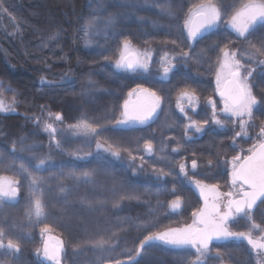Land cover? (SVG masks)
<instances>
[{
	"label": "rangeland",
	"instance_id": "rangeland-1",
	"mask_svg": "<svg viewBox=\"0 0 264 264\" xmlns=\"http://www.w3.org/2000/svg\"><path fill=\"white\" fill-rule=\"evenodd\" d=\"M201 2L87 1L81 44L94 64L91 77L78 90L71 92L64 113H58L62 121H56L55 115L51 116L54 129L58 131L54 137L42 136L43 139H40L23 135L14 137L13 142L24 152H32V149L35 152V149H41L42 143L43 150L56 146L63 153H78L83 151L81 149L97 146L99 142L103 150L109 146L119 149L123 159L118 165L110 162L106 163V168H101L98 165L102 157L97 156L85 168H65L71 172L69 174L90 173L88 180L91 182L86 186L92 188L71 195L67 201L69 206L63 208L52 205L48 191L44 189L48 184L45 185L39 175L21 176L27 190L38 191V194H30V198L14 209L0 205V241L8 242L19 236H26L30 240L33 228H37L41 232L43 248L48 256L55 258H47L49 264L54 261L60 264H116L117 260L122 261L121 264H258L259 254L251 252L241 238L235 240V237H230L233 238L231 242H220L221 238L211 243L209 250L199 258L194 249H171L154 242L141 247L145 236L163 228L182 227L191 223L192 211L202 206L192 181L219 183L221 191L228 190L230 164L226 162L237 154H247V149L257 142L259 131L252 133V129H259L260 122L264 123V66H258V61L264 56L248 60L251 53L248 42L257 47L264 43V25H258L256 31L247 36V40H238L222 20L215 28L206 31L205 37L192 42L193 47L190 49L187 47L188 42L181 36V30L189 9ZM213 2L219 4L221 0ZM243 2L247 0H223V6L230 11L233 6L238 7ZM125 39L131 41L133 50L141 53L155 47L161 54L169 50L176 51L179 58L167 76L163 71L166 64L159 60L163 69L157 73L124 71L123 77L114 72L113 63L119 58ZM172 40H176L175 45L171 43ZM229 41H232L231 46L235 45L240 50L242 63L251 68L257 66L250 82L258 100L253 108H258L256 112L261 120L259 122L253 118L249 121L248 135L238 137L235 144L229 139L231 129L225 119H222L223 127L209 120L203 132L196 133L194 129H189L185 134L187 123L175 101L182 90L189 91V86L193 84V91L199 101L195 111L186 108L187 114L197 121L210 117L208 99L219 100L217 107L220 104V98L214 91L216 88L211 83L218 49L210 51V48L216 43L223 47ZM202 46L206 48L202 49ZM181 52H188L189 57L181 58ZM201 53L203 58L198 59ZM113 73L120 77L109 78L108 75ZM138 84L151 88L162 97L161 109L145 125L117 126L116 121L121 119L123 111V101L129 99L133 104L135 95L128 97L127 94ZM0 91H3L5 101L11 103L12 90L0 82ZM182 103L187 105V99L182 100ZM83 124L96 131L85 129ZM77 125L80 126L73 127ZM146 140L153 144L151 153L144 148ZM129 152L135 160L129 157ZM193 159L197 160L196 170L191 168ZM209 160L212 166H209ZM74 163L76 160L70 158L66 164L71 167ZM181 163L186 165L187 176L179 172ZM155 169H163L169 174L158 178ZM177 196L182 203L180 209L173 212L169 204ZM38 206L43 213L39 217L36 215ZM253 223L264 228V202L254 206L251 219L241 214L229 221V228L234 232L251 231L252 237L259 240L264 233L259 228H253ZM59 227L65 231L64 237L53 231V228ZM51 236L59 238V242L51 240ZM36 249L38 257L43 255L45 259L42 248ZM261 251L264 256V250Z\"/></svg>",
	"mask_w": 264,
	"mask_h": 264
},
{
	"label": "trees",
	"instance_id": "trees-1",
	"mask_svg": "<svg viewBox=\"0 0 264 264\" xmlns=\"http://www.w3.org/2000/svg\"><path fill=\"white\" fill-rule=\"evenodd\" d=\"M87 1L0 0V6L6 9V11H0V82L12 90L13 98L16 101L12 110L0 112V177L12 178L16 181L18 188L15 197H0V205L3 207L14 209L19 207L25 199L30 198V194H38V191L27 190V187L23 185L21 176L27 177L29 175H39L45 185L48 184V187H44V189L48 191L55 208L68 207L69 202L67 201L71 195L74 196L81 191L92 188L86 186L91 182L88 180L91 174H69L71 172L65 168H85L87 164L93 163V159H97V156L102 157V160H99L100 165H98L101 168H106V163L110 164V162L118 165L123 159L121 155L116 157L112 155L111 151L98 149L97 146L86 150L81 149L83 151H78V153H63L59 152L56 146H49L48 150H43L41 143V149H35V152H33L34 149L31 150L32 152L29 150L24 152L13 142L14 137L23 135L41 137L42 139V136L54 137V133L58 131L54 129L49 113L52 116L64 113L71 92L78 90L85 83V80L91 77L94 64L87 57L81 44V29ZM258 25L260 24L258 23L250 29L249 34L256 31ZM230 31L237 37L231 28ZM206 35L207 32H204L198 36V39ZM237 39L242 40L244 38L237 37ZM231 47L233 51L238 53V58L242 60V55L237 46ZM204 48L206 47L202 46V49ZM149 51H151V60L148 70L137 69L132 73H157L163 69L159 60L164 56V53L162 55L155 47ZM167 53L169 59L175 57L172 59V64L175 66L179 58L177 52L169 50ZM260 60H264V57ZM218 67L216 62L214 74L211 77L214 88H216L215 73ZM256 67L255 65L254 68ZM124 71L114 69V72L121 74V76L124 75L123 77H125ZM119 75L113 73L108 76L109 78L110 76L120 77ZM191 88L192 90H190ZM193 88L194 85L191 84L189 91L194 92ZM216 95L218 97L217 93ZM177 98H175L176 105ZM221 108L222 104L220 103L217 107L218 118L225 119L227 120L226 123H229L231 129V138L229 139L232 144H235L233 140L236 141L238 138L234 135L235 131H239L238 121L234 125L233 120L236 118L224 114L220 111ZM257 109L253 108L252 119L255 118L260 122ZM182 115L188 124L189 121L184 114ZM46 123L51 124L54 131L46 132L44 130ZM258 131L259 129L256 127L252 129V133ZM70 158L75 159L76 163L68 167L66 163ZM42 161L43 163H41ZM18 168H26L29 172ZM168 228L175 227L163 228L158 232H163ZM53 231L59 233L61 237L66 234L60 227L53 228ZM31 234L30 240L26 236H19L8 242L0 241V264H49L48 253L41 244V232L37 228H33ZM241 240L251 252L253 251L256 255L259 254V261H264L263 252L260 249H253L247 239L241 238ZM150 242L171 249L175 248L156 240ZM37 247H41L45 253L46 263L40 260V256L38 257ZM178 248L194 249L191 246Z\"/></svg>",
	"mask_w": 264,
	"mask_h": 264
},
{
	"label": "snow or ice",
	"instance_id": "snow-or-ice-1",
	"mask_svg": "<svg viewBox=\"0 0 264 264\" xmlns=\"http://www.w3.org/2000/svg\"><path fill=\"white\" fill-rule=\"evenodd\" d=\"M0 11H6V9L0 6ZM224 17H227V19L225 20ZM222 20L227 27L237 34V37L247 40V34H249L250 29L254 28L258 23L264 25V0H247V2L241 3L238 7L233 6L230 11L223 6V0L219 4L214 3L213 0H202L201 3L193 5L189 9L188 17L184 20L181 30V36L188 42L187 47L191 49L193 47L192 42H198V36L202 32L215 28ZM184 30H186V36H183ZM171 43L175 45L176 40H172ZM248 43L251 49L248 60H255L259 56H264V43L260 47L250 41ZM231 45L232 41L225 43L223 47L216 43L211 46L210 51L218 49L217 63L219 67L215 73V91L220 97V103L222 104L220 111L236 118L233 120V124H237L238 121L239 131H235L234 135L235 137H241L248 135L247 126L249 120L253 117V107L258 103L257 97L253 94V84L250 82L255 69L242 63L241 59L238 58V53L232 50ZM179 55L181 58L189 57L188 52H181ZM202 58L203 53L200 54L198 59ZM172 59H175V57ZM172 59H169L167 52L161 57V60L167 64L163 69L165 76L174 67ZM150 60V51L141 53L139 50H133L131 41L125 39L114 67L117 70L131 72H135L137 69L147 71ZM258 63L264 65V60H259ZM127 95L128 97L136 95L139 103L132 105L129 99L123 101V111L120 114L121 119L116 121L117 126L145 125L153 120L158 110L161 109L162 97L151 88L138 84ZM185 98L188 101L187 105L181 103ZM198 101L199 98L195 93L187 89L182 90L177 98V108L189 121L185 125V134H187L189 129H194L196 133L203 132L204 126L209 124V120L215 125L223 127L222 120L218 118L217 101L212 98L207 101L211 108L208 119L197 121L188 116L186 107H190L195 111ZM15 103L14 98L11 103L6 102L3 98V91H0V112L12 110ZM49 116L51 117L52 114L49 113ZM54 119L62 121L61 114H55ZM82 126L92 132L96 131L87 124ZM44 130L46 132L54 131L52 125L47 123L44 125ZM256 141L247 149L246 155L237 154L231 158V161L226 162L230 164V170L227 173V191H221L219 183L209 184L202 180L192 181L199 191L203 203L201 207L192 211L191 223L145 236L141 241V247L153 240L174 247L191 246L196 250L199 258L209 250V245L214 239L235 237L247 239L253 249L264 250V235L257 240L252 237L251 231L247 233L234 232L229 228V221L234 220L241 214L251 219V211L257 202H264V123L259 128ZM233 143H235V140H233ZM101 147L102 145L98 142L97 148ZM144 148L148 153H151L153 150L152 142L146 140ZM106 150L111 151L112 155L116 157L120 155L119 149H114L111 146ZM173 151H178V149H173ZM129 157L133 160L136 159L130 152ZM140 159L143 160V157ZM208 164L212 166V161L209 160ZM191 168L193 170L198 168L196 159L191 161ZM154 171H156L158 178L166 177L169 174L164 172L163 169H155ZM179 172L187 176L184 163L179 165ZM17 193L16 181L9 177H0V197L7 196L11 198L15 197ZM173 195H175L174 191ZM181 203V198L177 196L170 202L169 207L175 212L180 209ZM42 214L38 206L37 217ZM252 227L259 228L264 233V228H261L258 224L253 223ZM9 243L11 244V242ZM137 255H139V249H137ZM47 258L55 260L52 256H47ZM116 264H121V262L117 260ZM258 264H264V261H258Z\"/></svg>",
	"mask_w": 264,
	"mask_h": 264
},
{
	"label": "water",
	"instance_id": "water-1",
	"mask_svg": "<svg viewBox=\"0 0 264 264\" xmlns=\"http://www.w3.org/2000/svg\"><path fill=\"white\" fill-rule=\"evenodd\" d=\"M202 33H203V32H202ZM202 33H201V34H202ZM201 34H200V35H201ZM138 103H139L138 97L135 95V96H134V102H133L132 105H135V104H138ZM195 191L199 194V191L196 189V187H195ZM199 196H200V195H199ZM200 199H201V198H200ZM201 202H202V200H201ZM202 203H203V202H202ZM50 239L53 240V241H55V242H59V238H57V237H55V236H51ZM214 240H215V239H214ZM214 240H213V241H214ZM40 259L43 260L44 262H46L45 259H44V256H43V255L40 256ZM52 264H60V263H59V261H54Z\"/></svg>",
	"mask_w": 264,
	"mask_h": 264
},
{
	"label": "flooded vegetation",
	"instance_id": "flooded-vegetation-1",
	"mask_svg": "<svg viewBox=\"0 0 264 264\" xmlns=\"http://www.w3.org/2000/svg\"><path fill=\"white\" fill-rule=\"evenodd\" d=\"M203 33H204V32H203ZM203 33H202V34H203ZM202 34H201V35H202ZM199 36H200V35H199ZM219 98H220V97H219ZM259 203H261V202L258 201L257 204H259ZM232 240H233V238H228V239L223 238V239L220 240V242H225V241H227V242H231ZM216 241H217V240L215 239V240L212 241L211 243L216 242ZM211 243H210V244H211ZM209 246H210V245H209ZM46 262H47V261H46ZM46 262H45V263H46Z\"/></svg>",
	"mask_w": 264,
	"mask_h": 264
}]
</instances>
